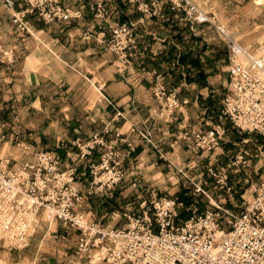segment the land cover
I'll return each instance as SVG.
<instances>
[{
    "label": "crops",
    "instance_id": "0c3cea01",
    "mask_svg": "<svg viewBox=\"0 0 264 264\" xmlns=\"http://www.w3.org/2000/svg\"><path fill=\"white\" fill-rule=\"evenodd\" d=\"M12 1L11 10L0 1V45L15 52L13 63L0 60V161L9 160L10 168L20 167L32 152L41 150L53 155L61 169L76 167L75 184L82 200L74 210L88 221L103 227H122L125 219L121 216L141 202L177 199L181 192L175 186L178 180L173 168L181 159H200L198 164L192 163L197 165L192 174L207 161H211L209 165L221 163L227 153L223 145L229 138L237 140L235 145L250 141L226 119L219 120L228 80L227 54L222 59L219 42H212L210 26H192L183 14L167 7L161 16L148 17L128 0H62L65 7L80 11L82 17L46 23L37 13L27 14L30 33H20L11 18L27 10L28 5L23 0ZM97 4L105 9L103 18L90 10ZM116 23L134 24L135 43L128 50L131 64L123 70L117 67L114 54L96 41V36H108ZM257 29L260 34L246 45L236 42L243 47L258 43L264 25ZM158 76L166 91L175 92L181 103L172 116L156 114L159 108L152 88ZM196 125L225 130L222 149L196 158L192 142L180 139L183 132ZM93 135L115 142L120 151L126 150L122 141L134 146L123 162L126 176L110 198L86 195L90 167L99 162L103 149L97 147L80 160L76 143H85ZM115 213L121 216L113 217ZM65 230L79 234L42 215L29 245L39 243L40 247L44 240L52 241ZM53 232L57 234L52 236ZM26 249L15 254L25 256V252L30 253ZM35 253L33 264L38 260L66 264L69 260L67 256Z\"/></svg>",
    "mask_w": 264,
    "mask_h": 264
},
{
    "label": "built area",
    "instance_id": "2783aa9c",
    "mask_svg": "<svg viewBox=\"0 0 264 264\" xmlns=\"http://www.w3.org/2000/svg\"><path fill=\"white\" fill-rule=\"evenodd\" d=\"M0 1L7 10L13 8L12 0ZM23 1L28 9L12 15V23L20 33H30L25 21L27 14L37 13L46 23L82 17L80 11L65 7L62 0ZM128 3L136 5L148 17L161 16L167 7L175 14H183L192 26L212 27L227 50L228 80L219 120L226 119L241 133L264 138V39L248 47L239 45L192 0H128ZM90 10L97 18L105 16L100 4L91 6ZM133 28L132 23H116L110 28L107 40L104 35L96 36L100 45H106L116 55L121 70L130 64L127 50L135 43ZM0 58L11 64L15 53L0 47ZM156 81L155 96L165 105L162 111L172 115L181 103L175 92L164 90L160 76ZM225 134V130L215 126L207 131L192 128L183 134V139L190 135L196 148L210 154L220 147ZM122 142L125 151L99 135H93L85 143H76L80 160L89 157L97 147L103 149L99 162L90 167L87 196L100 194L110 198L125 177L122 164L133 147L130 142ZM236 160L240 169L245 170L243 157ZM9 163V160L0 161V244L10 249H26L44 215L47 221L58 220L79 232L78 257L91 259L102 255L105 264H264V178L258 185L250 186V198L243 200L236 214L214 203V210L178 223L177 209L182 204L169 198H153L141 202L137 213L123 214L124 226L109 228L88 221L74 210L82 200L75 184L76 167L61 169L53 155L41 150L32 152L20 167L10 168ZM229 167H209L207 175L221 188L226 187ZM240 169L233 173H239ZM248 179L247 175L244 182L248 183ZM195 192L205 194L201 183L195 185Z\"/></svg>",
    "mask_w": 264,
    "mask_h": 264
},
{
    "label": "rangeland",
    "instance_id": "374dc122",
    "mask_svg": "<svg viewBox=\"0 0 264 264\" xmlns=\"http://www.w3.org/2000/svg\"><path fill=\"white\" fill-rule=\"evenodd\" d=\"M195 2L199 6L198 9L201 12L207 14L208 17L211 18L213 21H215L217 24L223 26L226 32L230 35V37L235 41H238L239 44L241 45L242 44L246 45L249 39H252L257 35H259L261 31H259L257 27H259V25H264V0H195ZM11 24L14 25L12 23V18H11ZM211 29L213 31L212 34L213 40H215L212 42H217V41L219 42L218 44L221 46L220 53L222 54V59H223V55L227 54L225 51L226 47L223 48L225 43L223 41H220V39H218L216 35L217 34L216 31L212 27ZM262 35L263 36H261L260 40H258L257 42H260L264 39V33ZM108 38L109 35L105 36V40H107ZM103 46H105V48L108 50L106 45ZM0 47L6 50H12L1 45ZM128 50H127V55H129L128 60L129 63L131 64V57ZM114 56L118 64L117 67H121L122 65L118 63L115 54ZM0 60L2 59L0 58ZM156 87H157V81L155 78L152 88V95L156 100V103L159 108V110H156V114L160 115L163 113L162 111L163 101L161 102L155 96ZM164 90L166 89L164 88ZM166 114L168 116H172L169 115L168 113ZM192 128H200L203 131H207L210 129V128L205 129V127L203 128L201 126L196 125L191 127L189 130L185 132H190ZM185 132H183V134ZM183 134L180 135V139L190 140L192 142L193 148L195 149L194 152H196V153L193 152L192 154H194L196 158L197 156L198 157L201 156L203 153L209 156L214 154V152H216V150H214L212 153L208 154L206 152L201 151L200 149L195 147L193 139L190 135L185 137V139H183ZM240 135L245 136L247 139H250V141L235 145V142H237V140L233 138H229V141L233 142L234 144L229 143V141L227 142L225 141L223 146H227V153L225 156H223V159H221V163H218L217 165H215V163L213 162L210 163L209 165V162L211 161H207L206 164L200 165V168L202 169H199L195 173L190 174V172H193L194 168H197L196 167L197 165L193 166L192 163L198 164L196 161L200 160L198 158L195 159L192 157L191 159L189 158L187 160L181 159L179 165H176L175 168H173L174 172L177 173L176 178L178 180L175 181L176 182L175 186H177V191L181 193H177L176 195L177 199L176 197L175 198L169 197V199H173L174 201L182 204V207L177 209L178 223L179 221H184L191 216L199 215L202 212L214 210V202L215 204L223 205L233 214H236L240 211L239 206L241 205L243 200H248L250 198L251 195L249 191L250 186L258 185L262 181V178H264V138L256 134L242 133ZM132 147L134 150L133 144ZM219 148L222 149L221 144ZM240 156H242L243 159L246 161L247 167L245 168V170L240 169V165H237L236 163L237 162L236 159L239 158ZM227 166L230 167L227 171L228 178L226 181V187L221 188V186L215 183L213 178L207 175V169L209 167L220 169L222 167L226 168ZM122 169L124 170L126 176V171L123 167V164H122ZM235 169H240V172L233 173ZM247 175L249 176V179H248V183H245L244 180L247 178ZM205 182L206 184H204ZM199 183H201L202 190H204L205 194H202L201 192L199 193L195 192L194 185H198ZM179 185H181L180 188L178 187ZM227 188H231V190L227 192L226 191ZM179 195L180 196L183 195L184 198H187L186 201L189 202L188 205H186L184 201L178 200ZM229 197L232 198V200L229 201L228 199ZM215 199L216 201H214ZM138 211H139V206L137 208H132L130 213H137ZM181 212H183L186 215L185 218L179 216ZM115 214L118 215V217L121 216L117 213ZM121 218L123 217L121 216ZM125 224L126 221H124L122 226ZM53 230H56L57 232V229H53ZM56 234L57 233L53 232L52 236H55ZM78 235L79 234L77 232L73 233L72 231L65 230L62 234L58 233V235H56L57 238L51 239L52 241L44 240L43 244H40V247L38 246L39 243L34 244L32 246L29 245V247L26 250L29 249L30 253L25 252L24 254L25 256H18L15 253L19 251L10 249L5 245L0 244V264H33L32 263L33 258L36 256L35 252H38L37 256H44L45 254H55L53 256H67L69 258L68 261H72V262L68 263L67 261L66 264H90V261L92 264H105V262L101 260L102 255H96L97 257H93L91 259H88L86 257H82V258L78 257V255L76 254V239ZM35 236L36 234L31 237V241ZM23 251L25 250H21V252ZM38 262L41 264H46L45 261L38 260ZM38 262L36 264H38Z\"/></svg>",
    "mask_w": 264,
    "mask_h": 264
},
{
    "label": "trees",
    "instance_id": "16d2710c",
    "mask_svg": "<svg viewBox=\"0 0 264 264\" xmlns=\"http://www.w3.org/2000/svg\"><path fill=\"white\" fill-rule=\"evenodd\" d=\"M184 195H185V194H184ZM178 200L184 201V203H185L186 205H188V203H189L188 201H186L187 198H184L183 195H182V196L179 195ZM179 216L182 217V218H185V217H186V215H185L183 212H181V213L179 214Z\"/></svg>",
    "mask_w": 264,
    "mask_h": 264
}]
</instances>
